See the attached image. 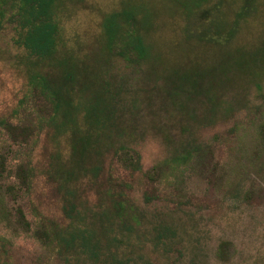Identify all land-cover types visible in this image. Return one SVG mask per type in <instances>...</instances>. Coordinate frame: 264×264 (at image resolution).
<instances>
[{"label":"rangeland","instance_id":"1","mask_svg":"<svg viewBox=\"0 0 264 264\" xmlns=\"http://www.w3.org/2000/svg\"><path fill=\"white\" fill-rule=\"evenodd\" d=\"M147 1L158 5L159 0ZM226 2L232 17L237 0ZM120 3L66 0L65 47L79 57L96 51L105 15L119 10ZM259 10L225 46L186 41L180 17L160 14L145 34L149 61L110 59L105 71L123 127L112 146L137 157L139 169L130 173L115 163L117 156L108 155L96 184L75 180L79 213L73 222L63 215L57 184L42 175L53 153L66 159V136L52 139L42 128L23 141L0 130V154L11 170L30 160L36 173L29 195L20 199L12 179L0 181V264H103L89 252L94 234L104 254L105 235L111 236V247L127 264H264V69L238 72L230 64L216 84L208 79L210 101L197 90L181 104L164 89L161 68L194 62L216 66L240 49L259 47L264 9ZM15 36L11 24L0 33V118L16 110L37 121L47 116L48 107L27 83V53L14 44ZM154 65L161 66L153 70ZM108 175L123 182L118 220L109 212L106 194L119 191L105 183ZM18 209L27 228L18 223ZM61 237L73 242L66 245Z\"/></svg>","mask_w":264,"mask_h":264},{"label":"trees","instance_id":"2","mask_svg":"<svg viewBox=\"0 0 264 264\" xmlns=\"http://www.w3.org/2000/svg\"><path fill=\"white\" fill-rule=\"evenodd\" d=\"M237 3L230 17L226 0H159L158 5L147 0H121L119 10L105 15L98 49L79 57L64 43L61 25L65 9L66 17H70L65 8L66 0H0V33L7 25L14 26V44L27 53V83L48 107L47 116L37 121L31 115L21 116L14 110L8 118H0V130L12 136L19 134L23 141L42 128L47 129V133L49 131L52 139L66 136L69 144L66 159H62L58 152L53 153L42 173L49 182L57 184L65 219L73 222L79 213L73 183L83 178L80 182L87 180L96 184L104 170L106 156H117L115 163L118 162L119 167L130 173L139 169L137 157H132L123 147L117 149L112 146L114 142L111 140L114 136L118 137L123 127L113 103L116 92L105 71L110 59L118 57L136 64L149 61L152 49L145 34L154 28L156 17L160 14L180 17L186 41L228 45L240 25L258 15L260 6L264 9V0H237ZM182 47L179 46V49ZM230 64L238 72L245 70L259 74L264 69V40L259 47L251 51L240 49L233 58L225 59L216 66L202 67L194 62L188 67L182 64L161 67L164 71L162 84L176 102L191 100L197 95V90L209 100L208 79L210 82L216 79V84L217 78L222 77ZM160 66L151 67L154 70ZM35 174L30 160L20 161L13 172L5 156L0 154V181L12 179L19 199L29 195ZM105 183L114 185L119 191L115 193L111 190L106 194L110 203L109 212L116 214L114 219L118 220L124 206L120 191L122 179L106 176ZM144 198L149 201L150 196L145 194ZM17 217L18 223L27 228L29 224L21 209H18ZM55 237L57 240L54 238L53 241L59 247L58 234ZM93 237L95 244L89 252L96 262L127 264L116 254V247H111V236L108 238L105 235V254L97 242V234ZM82 239L85 241L89 237L82 232ZM61 240L66 245L73 242L72 237L69 240L61 237Z\"/></svg>","mask_w":264,"mask_h":264}]
</instances>
